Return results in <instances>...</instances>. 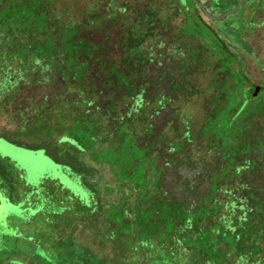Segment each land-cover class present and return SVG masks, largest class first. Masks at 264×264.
<instances>
[{
    "label": "trees",
    "instance_id": "16d2710c",
    "mask_svg": "<svg viewBox=\"0 0 264 264\" xmlns=\"http://www.w3.org/2000/svg\"><path fill=\"white\" fill-rule=\"evenodd\" d=\"M60 1L0 0V98L5 97L2 103L14 99L15 87L33 88L35 93L52 87V99L43 96L39 105L45 109L37 115L69 130L72 138L65 139L69 148L56 156L57 163L90 186L97 204L85 209L78 225L99 233L102 244H112L121 264H139L137 260L140 264H264V191L255 185L252 155L254 125L264 107L257 103L259 96L248 97L244 83L239 85L238 108L224 121L215 107L222 111L226 101L214 86L218 101L210 97L202 119L185 111L184 121L178 114L177 136L168 141L166 131L155 130V122L170 101L146 94L148 84L142 79L151 59L142 47L174 15H163L156 0H141L136 18L128 21V1L119 6L120 0H107L98 11L90 5L78 13L72 12L70 3L58 16ZM166 2L176 14L185 13L189 24L182 0ZM214 3L225 5L221 0ZM193 5L199 18L207 17ZM117 24L123 26L119 53L106 35ZM189 58L194 61V54ZM220 79L224 76L212 84ZM5 80L15 84L4 90ZM20 110L23 122L36 116L26 118V109L16 107L18 115ZM66 118L71 123L64 126ZM198 144L205 146L203 155L196 151ZM182 151L186 154L180 163L198 159L202 167L198 175L208 183L204 192L193 194L195 201L166 197L161 185L162 175ZM75 153L88 154L94 164L108 167L114 182L103 190L113 195L110 201L100 198V184L90 173L95 167ZM207 161L213 171H207ZM82 255L83 264H107L98 255Z\"/></svg>",
    "mask_w": 264,
    "mask_h": 264
},
{
    "label": "rangeland",
    "instance_id": "374dc122",
    "mask_svg": "<svg viewBox=\"0 0 264 264\" xmlns=\"http://www.w3.org/2000/svg\"><path fill=\"white\" fill-rule=\"evenodd\" d=\"M106 1L61 0V4L56 6L55 14L61 16L59 11L66 10L70 3L73 4L72 12L87 10L90 5H95L94 10L98 11ZM122 1H119V6H123ZM127 1L131 6V9L128 7L127 20L131 21L136 18L135 14L141 9L142 2ZM202 1L207 3L206 0ZM158 2L163 7V15L166 13L174 16L170 17L169 25L164 29L159 26L158 34L150 37L142 47L150 53L151 59L148 71L142 79L148 84L146 94L150 98L165 97L170 101L156 119L157 132L166 131L168 141H173L179 127L176 119L178 114L184 116V121L188 119L185 111L192 113L190 115L193 119H202L204 112L209 111L210 97L212 96L213 101H218V97L214 96V86L220 88L219 96L226 101L222 111L215 107L216 114H222L224 121L238 108L237 88L243 83V89L253 88L254 85L263 87L257 103H264V49H261L259 55L252 45L248 47L240 44L242 37L254 41V36L246 32L253 29V6L263 5L264 0L243 3L236 12L219 21H209L205 16L199 18L200 13H196L190 0H182L183 6L188 8L186 11L189 13V24L185 13L176 14L178 12L173 5H169L166 0H156ZM220 4L217 6V13H222L223 11L218 10L233 3L226 2L224 6V3ZM261 14L264 17V13ZM74 18L77 20L80 17L75 15ZM110 24H114L113 21ZM122 30L123 26L117 24L106 32L116 53L120 52ZM262 32L264 35V30ZM94 36L96 41L100 40L97 39L98 35ZM176 52L181 55L177 56ZM192 53L195 60L188 61ZM222 75L224 80L220 79L221 82L212 84L216 77ZM3 84L2 88L6 90L5 87L13 86L15 82L10 84L5 80ZM173 85L177 87L173 88ZM18 89H13L16 93L13 95L14 99L2 103L5 97L0 98V264H83L84 253L105 258L107 264H117L118 254L113 252L112 244H102L99 233L87 229L86 224L78 225L85 209L93 208L97 204L93 200L90 186L57 163L56 156H63L69 148L65 144L68 142L65 139L72 138L69 130L66 127L60 129L47 116L41 118L37 115L45 109L39 105L43 96L52 99V87L35 89L36 93L33 88L27 90L25 87L23 91L21 87ZM187 101L190 103L187 104ZM16 107L26 109V118L34 117V113L36 116L23 122V113L20 110L18 115ZM258 120L257 124L264 126V114ZM70 123L71 119L66 118L64 126ZM260 125H254V137L263 130ZM60 136L63 138L59 139ZM55 150L61 151L60 154H55ZM204 150L205 146L202 144L196 145V151L201 155ZM256 153L252 151L253 159L256 156L258 160ZM185 154L186 151H182L173 159L175 162L162 175L161 185L167 193L166 197L195 201L193 194L204 192L208 183H203L198 175L202 170L198 159L191 160L188 164L180 163ZM75 156L82 158L84 164L95 167L96 170L90 173L100 184V198L110 201L113 195L103 190L105 185H113L114 182L108 167L94 164L88 154L82 156L75 153ZM259 163L261 166L257 173V185L264 191V179H261L264 162ZM210 164L207 161L208 172L214 169ZM55 195L63 202H55ZM54 229L59 231L52 234ZM72 230L73 236L70 235ZM72 240L74 244H70ZM121 263L123 261L119 262ZM172 264H178V261Z\"/></svg>",
    "mask_w": 264,
    "mask_h": 264
},
{
    "label": "flooded vegetation",
    "instance_id": "af4514ba",
    "mask_svg": "<svg viewBox=\"0 0 264 264\" xmlns=\"http://www.w3.org/2000/svg\"><path fill=\"white\" fill-rule=\"evenodd\" d=\"M192 1H193L192 2L193 4L194 3L195 4L199 3L200 5H202L203 8L207 11V14L210 17L218 18V17L222 16L223 14H225L226 12H229V11L235 9L237 7V3L240 0H230L233 4L232 5H227L228 7L227 6L223 7L224 8V12L222 14L216 12V10L218 9V7L213 2V0H206L207 3L205 1H202V0H192ZM221 1L226 3L228 0H221ZM249 1H252V0H249ZM249 1H243L237 7L236 11L241 7V5L243 3H247ZM261 13H264V3H263V5L253 6V8H252V15H251L252 18H253L252 19L253 20V29L251 30V32H246V33L247 34L250 33L252 37L254 36V41L252 42V41H249L248 39H244L242 37L243 40H241V42H240V44L247 45L248 47H251V45H252L254 47L253 50H255L257 53H259V55H260L261 49H264V35H263V32H262V30H264V17H262V14ZM207 19L209 21H219V20H212L208 16H207ZM255 65L257 66V64H255ZM252 87L253 88L248 87V88L245 89V90H248L247 91L248 97H251L252 95H253L252 97H255L256 95L259 96V94L261 93L263 87L257 86V85H254ZM257 91H258V93H257ZM250 92H252V95L250 94L251 96L249 95ZM263 106H264V103H263ZM261 111L262 112L261 113H258V115H257V120H258V118H260V116H263V114H264V107H263V109ZM258 122H259V120H258ZM258 125H260V124H258ZM261 126L262 125H260V127ZM21 128L22 127L20 125V128L19 129H21ZM261 129H263V130L260 131V132H258L257 135H256V146L254 147V151L257 152L256 155H257V158H258V160H256V156H255L254 159H253L254 162H255V164H256V166L254 167L255 168L254 174H255V185L256 186H258L257 185L258 184L257 179L259 177L257 175V173H258V169L261 166L260 165L261 163H259V161L264 162V144H263L264 143L263 142L264 141V126H262ZM261 179H264V173H262ZM257 188L262 189L259 186ZM33 192H36V190H33ZM27 205H29V203Z\"/></svg>",
    "mask_w": 264,
    "mask_h": 264
},
{
    "label": "water",
    "instance_id": "95a60500",
    "mask_svg": "<svg viewBox=\"0 0 264 264\" xmlns=\"http://www.w3.org/2000/svg\"><path fill=\"white\" fill-rule=\"evenodd\" d=\"M243 1H249V0H240V1L237 3V7H238ZM196 5L199 7V9L202 11V13H203L204 15L208 16V17H209L210 19H212V20H222V19H224L225 17L229 16L230 14L234 13V12L236 11V9H237V7H236L235 9H233V10H231V11H229V12H226L225 14H223L222 16H220V17H218V18H213V17H210V16L207 14V11L203 8L202 5H200L199 3H197ZM249 94L252 95V92H250ZM251 95H250V96H251ZM252 96H253V95H252ZM252 96H251V97H252Z\"/></svg>",
    "mask_w": 264,
    "mask_h": 264
}]
</instances>
